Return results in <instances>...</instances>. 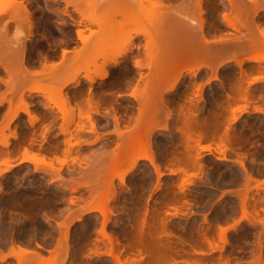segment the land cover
<instances>
[{
	"label": "rangeland",
	"instance_id": "1",
	"mask_svg": "<svg viewBox=\"0 0 264 264\" xmlns=\"http://www.w3.org/2000/svg\"><path fill=\"white\" fill-rule=\"evenodd\" d=\"M14 1L17 4L9 5L6 12L0 14V66L1 64L6 65L7 62L10 64L12 59L10 60L11 55L9 54L16 55L22 47L26 50L29 44L34 42L31 39L33 35L32 18L22 2ZM53 1L58 2V0ZM115 1L117 2V0H66L62 10L58 5L57 17L53 18L61 25V16L68 14L69 7L73 9L77 16L74 18L75 29L83 30L84 36H87L90 31L96 34L92 35L94 39L91 40L93 42L91 46L93 48L87 46L88 56L90 49L100 52L108 46V43L116 40L114 37L109 42L106 40V47L100 40L97 41V36L104 35L106 29H109L108 32L111 30L114 35L132 34L138 30L148 32L151 28L153 31L155 25L153 21L157 16L160 19L162 29L160 31L162 32L170 21L175 20L174 18L178 21L182 19L181 23L183 22L184 27L188 24L184 23V20L186 22L192 20L194 26H191L194 32L199 31V24L197 25L199 15L195 0H162L164 4L162 3L158 10L154 7V0H124L133 6L123 9L117 7L120 11L115 9L117 6ZM205 2L208 3V13L213 14L212 18L209 17L212 23L211 32L208 31L210 40L228 43L235 37H242L243 34L233 31L220 19L222 14L228 13L229 10L225 0ZM89 4H94V6L98 4V6L93 7L92 5L90 7L93 8L90 9ZM102 4H108V7L111 4L110 7L112 5L115 7L110 10L111 12L108 11L110 13L104 14L99 9ZM13 9H17V13L10 17L9 13ZM117 11L122 13L118 14ZM259 15V21L263 22L264 12H259ZM92 17L94 22H97H90ZM26 18L28 20L24 23ZM112 19L115 20L114 24ZM107 21L110 22L108 25L110 27L105 28ZM117 21L118 23L126 21L121 30L119 29L120 31L117 28L114 29ZM12 24L14 28L11 31ZM23 25L27 28L26 37L21 30ZM162 26L163 28L165 26L164 30ZM112 29L115 31L113 32ZM66 30V28H58L59 33L56 35L57 38H61L58 42L63 48L69 45L63 37ZM140 36L144 38L142 52L145 53L146 39L142 35L134 37L135 48L133 49L141 50L137 40ZM47 41L50 42V40ZM77 42L80 47L74 51L79 49L80 52H85L86 50L82 49L86 46L84 47L78 39L74 45H77ZM34 47H36L35 43ZM103 47L104 49L101 50ZM119 49L120 46L115 43L108 51L114 54ZM213 50H215L213 55L216 57L211 61L212 66L215 67L219 63L232 59L264 54V48L259 47L228 48L221 51L215 48ZM142 52L133 57L134 59H129L132 61L128 60L123 63L118 70L108 67L106 77L101 80L96 79L91 84V94L94 91L104 90L110 95L120 94V97L114 101V111L105 113L102 107L106 97L109 98L106 96L108 94L104 96L93 94L100 100L102 98V107L98 108L97 114L91 115L100 138L93 142L96 134L88 133L91 128L86 122L84 129L87 132L82 136L84 141H81L79 146L71 147L68 152L63 151L64 135L60 134L63 120L55 110L45 109L49 104L44 99V92L31 91L32 93L40 92V96L25 94L26 99L29 102L32 101L31 103L37 108L36 111L51 122L45 125L48 130H40L44 128L43 126L33 128L36 138L32 146L35 148L32 147L34 149H29L26 154L44 157V162H51L52 167L43 163L33 165L24 162V151L22 152L23 157L19 159L20 152L17 150H14L17 152L13 154L6 153L11 149L5 148L6 152L0 150V256H6L0 264H17L16 259L11 256V252L16 247H22L30 252L24 258L25 263L23 264H35V261H46L48 258L54 259L58 264H127V261L128 264L129 261L133 262L130 264H264V115L254 111V106H260L264 101L263 80L258 79L248 86L243 84L252 96V102L245 103L239 100L233 105L224 106V104V108L221 107V109L216 107L217 103L224 101L219 82L217 80L204 82L210 77L209 71L206 69L196 71L198 74L195 79L188 75L184 76L181 80L179 94L167 96V101L171 104H169L170 109L173 108L172 110L175 111L178 103L189 107L188 98H190L193 104L191 107L195 106L196 109H193L197 110V120L205 115L208 116L209 111H215L218 114L219 128L213 130L214 132L204 133L206 134L204 139L197 144L190 142L187 145L185 144L186 134L176 131L173 121L163 124L162 111L159 126L151 136L156 163L160 166L159 180L149 162L139 160L133 171L125 176V184H121L117 177L112 180L110 194L114 193L115 199L107 203L104 216L99 211L82 213L87 207L98 206L102 202L97 197H89L88 189L84 186L88 180L80 176L86 171L89 172L90 168L93 170L100 168L106 159L116 153L115 124L113 122L114 125H108L106 121L108 118H112L113 121L115 114L114 116L119 118L120 130L126 131L132 125L131 120L137 111L133 107L136 108L137 103L129 94L136 83L140 85L138 79L147 75L146 69H138L132 65L136 59L142 60L141 63H143L144 53ZM7 53L10 57L6 55ZM87 54L85 53L84 56ZM84 56L76 60L78 66L74 70L71 69V62L66 60V62L69 61L66 63L67 66L65 65L68 71L65 73L64 69L61 82L76 75L75 70L79 67L76 80L81 84L80 89L86 94L89 84L83 80V76L91 74L96 65L105 61L106 55L104 54L102 58L98 56L99 58L97 57L96 61L91 62L88 67L83 65L88 62L87 60H91L90 56ZM3 66L0 67V78L6 79L7 74L3 72ZM242 68L247 72V81L259 77L264 78V61L262 60H245ZM221 73L223 79L227 77L226 79L234 82L238 77L239 68L231 64ZM125 78L130 80L131 84L118 86L119 80ZM2 82L6 81L0 82V93L6 90V83ZM56 82L53 84L46 82L43 86L42 84L39 86L57 85L59 81ZM111 83L112 85L116 83V85L112 86ZM30 85L32 84H28ZM126 92L128 95H123ZM62 93L73 95L75 91L66 85ZM12 107L13 111L15 106ZM237 108H244L245 112L239 113L236 110L231 112ZM7 110L8 107L5 108L4 104L0 105V125ZM19 113L21 114L18 112L10 123L9 129L5 130L4 136L1 135L8 141L12 139L14 129L21 132V139L32 132V128L22 116H19ZM232 116L235 120L231 119ZM44 123H47L46 120ZM75 126V122L70 123L67 126L68 132H74ZM223 127H226V130ZM40 131L43 135L39 133ZM49 140L52 143H61L57 152L51 154L48 151L45 152L44 148ZM198 145L209 147L210 151H202ZM172 152H175L174 156ZM182 153L188 156L186 162L177 160ZM163 154L165 156L170 154L171 160L165 162ZM7 165L11 168L3 172L2 170L6 169ZM176 168L183 169L185 174H167L169 169ZM124 169L123 166L120 171ZM59 182L68 187L78 186L79 188L74 192L60 189ZM182 183L186 184L182 185ZM79 217L81 221L77 222L76 219ZM138 232L141 234L137 235ZM136 235L140 242L135 240ZM133 239L136 242H131ZM67 253L69 257L65 255Z\"/></svg>",
	"mask_w": 264,
	"mask_h": 264
},
{
	"label": "bare ground",
	"instance_id": "2",
	"mask_svg": "<svg viewBox=\"0 0 264 264\" xmlns=\"http://www.w3.org/2000/svg\"><path fill=\"white\" fill-rule=\"evenodd\" d=\"M0 1H1L0 14L6 12V8L9 5L14 4L16 2L14 0H0ZM195 1H196L195 5H196L198 15H199L198 16L199 22L197 23V25L199 24L198 33L194 32L193 27L191 26L194 23L192 20H190L189 22H186V20H184L185 21L184 23H188L184 27V24H182L183 22L181 23V21H183L181 18H180L181 21L180 20L178 21L177 18H174L175 20L170 21L168 23L166 29H165V26H164V28L162 26L163 30L165 29L162 32V31H160V29H161L160 28L161 27L160 19L157 16L154 18L155 20L153 21L155 25L153 26V28H154L153 31L151 28L152 32L151 31L147 32V31H139L138 30V31L132 32V34H130V33H128L126 35L125 34L124 35L115 34L116 35L115 36L111 32V30H110V32H108L109 29L108 30L106 29L107 34L105 33L104 35L97 36V38H96L97 41L100 40L101 43H104L103 46L105 45L106 40H108V42H109L112 40L113 37L116 40L108 43V46L107 45L104 46V47L107 46L106 51H105L106 48L104 49V47L101 48V50L102 49H104V50H102L100 52H98L96 49H94L93 51H92V49H90L91 52H90L89 56H90L91 60H87L88 62H86V63L84 62L85 63L83 65L84 67H88L91 64V62H94V60L98 56L101 58L104 56V54L106 56L104 58L105 61L96 65L91 74L83 76V80L89 84V86L87 87V91H86L87 93L86 94H84L85 91L83 93V91L80 89L81 84L78 82V80H76V78H77L76 75L79 71L78 70L79 67L77 68V70H75L76 75L75 74H74V76L72 75L71 78L68 79L67 81H64L62 83L60 81V79H61V76L63 74L64 69H65V73H66V71H68L67 70L68 67L66 68L67 62H69V61L71 62V65H72L71 69L74 70L75 67L78 66V63L76 60L77 59L80 60L82 58V56L85 55V53L89 54V52L87 51L88 47L90 46V48H93L92 47L93 46L92 41L94 38L92 37V35H96L95 33L93 34V31L92 32L90 31V33H88L87 36H84L83 30H76L77 39L83 44L84 47L86 46L85 48L82 49L83 51H84V49L85 50L87 49L85 52H83L84 54L82 53V51L80 52V50L78 49L79 51L73 50V52H71V54H70V57H66L68 54L67 53L68 51H66V49L65 50L62 49V52H61L62 53L61 54L62 59L58 62V64L57 63L56 64L51 63L48 65H45L44 66L45 68L39 72L30 71L24 65V58H25L24 57L25 56L24 47H22V49H20V51H17L16 55L15 54L14 55L9 54V55H11V57L8 55V53L6 54L10 57V60L12 59V61H13V62L11 61L12 64H11V62H10V64L13 66H17V67H12L8 62L6 63V65L1 64V66L4 65L2 68H3V72H5L7 74L6 75L7 80L0 78L1 81H3V80L6 81V82H2V83H6V86L4 85L6 87L5 88L6 90L4 92L0 93V105L6 103L8 106V110L6 111L3 122L0 125V136L1 135L4 136L5 130L9 129L10 123L16 117L18 112L25 114L27 116V119H28V126L30 128H32V132L29 131L31 133H29V134L26 133L27 135L25 136L26 139L24 138L25 139V141H24V139H21V135H20L21 132L19 133V131L17 132V129L16 130L14 129L13 133L11 135V138L13 139V141H16V143H15L16 145H14L13 150H18L19 148H21L25 152L24 153L25 156L23 159L24 162L31 163L33 165H36L37 163H43L49 167H52L51 162H47V163L44 162V160H45L44 157H38L36 155L28 156L26 154L29 149L33 150L35 148V146H32V144L36 138L34 135L35 134L34 130H33V128L36 127L35 124H39L40 127L43 126L44 128H41L40 130L45 131L44 129L48 130V128H45L46 127L45 125H47L51 122H48L49 120L47 121V119L45 118V116L43 114H39L36 111L37 108H35L34 104L31 103L32 101L29 102L26 99L25 94H27V93L30 94L31 91H42V92H44V96H45L44 99H46L48 104H49V105L47 104L48 106H46V107H45L46 104L44 105L45 109L47 108L50 111L55 110L58 114L61 115V119L64 122L62 121L63 125L61 126L60 134L64 135V137H63L64 138L63 139V144H64L63 151L64 152H68L69 149L75 145L79 146L80 142L84 141L82 136L84 135L85 132H87L84 129V126H85L84 123H86V122L89 123L90 128H91L88 133L96 134L95 139L93 140V142H95L100 137L98 136L97 128H96V125L94 124V122L92 121L91 115L97 114L98 108L102 107L101 106L102 105V103H101L102 98L100 100V98L98 96L94 97V95H93L94 93L91 94L90 86L92 83L95 82L96 79L101 80V79H104L106 77V75H107L106 71H107L108 67H112V68L118 70L121 68V65H123V63H125L129 59L133 58V56L128 55V54L132 51L133 48H135V45L133 44V39L135 36L142 35L146 39L145 53L142 52V53H144L143 63H141L142 60L140 61L138 59H136L133 62L134 67H136L138 69H143V68L146 69L147 75H145L146 77L145 76L143 77L139 73L142 76V78L138 79V80H140V83L138 82V84H140V85H137V83H136V85L132 89L131 93L129 94V96L131 98H133V100L137 103V107H136L137 111L131 120L132 125L131 126L129 125L130 127L128 126L129 128L126 131L120 130L119 120H118L119 118L117 116H114L115 114L113 115V122L115 124V125L114 124L113 125L115 127L114 131H115V136H116V153H114L110 158L106 159L100 168L94 169V170L92 168H90L89 172L86 171L87 173L84 172L80 176V178L83 177L86 180H88L85 182L84 186L87 187V189H88L89 197L90 198L97 197L99 200H101L102 204L98 205V206H94V207H92V206L87 207L86 209H84V211L82 213L88 214V213H91L94 211H99L100 214L104 216L107 203L113 202L115 199L114 193L110 194V191L112 189V180L114 179V177L115 178L117 177L121 184H125L124 183L125 176L128 173L133 171V169L135 168V166L139 160L148 161L150 166L154 169V171L157 174V180H159V177L161 176L160 166L156 163V155L154 153L151 136L154 133V131L157 129V127L159 126L158 123L161 119L160 115L162 114V111L164 114L163 115V121H164L163 124H165L169 121H173L174 126H175L174 129L180 133L186 134L185 144H187V145L190 142H195L197 144L202 139H204V137L206 135L204 133H206L207 131L211 132V131L219 128L218 126L220 124L218 122V120H219L218 114L215 111H209L207 113L208 116L205 115L200 120H197V115H196L197 110L195 111V109H196L195 106L191 107V105L193 106V104L191 103L192 101L190 98H188V103L190 104L189 107H187V106L185 107L184 105H180L178 103L175 111L172 110L173 108L170 109L171 106H169L170 103H168L169 101H167V96H176L179 94V89L181 86V80H182V78H184V76L188 75V76L193 77L195 79L197 77V74H198V73H196V71L199 72V71H202L203 69H206L207 71H209L210 77L206 78L207 80L204 82L208 83L211 80H217L219 82V84H220L219 87L224 94V96H223L224 101L216 104V107H220V108L221 107L224 108V106H228L229 104L233 105L234 103L238 102L239 100H241L245 103L252 102V100H253L252 96H250L249 93L247 92L246 86L253 83L254 81H257L258 79L264 81V78H262V77L252 79L251 81H247L246 80L247 72H246V70H244L242 68V63L245 60H247V61H260V60L264 61V54L259 53V54L250 55V56L245 57V58L232 59V60H229L228 62H225V63H219L216 67L212 66L213 63L211 61V59L216 57L213 55L214 54L213 52L215 51L213 49H215V48L217 49V51L218 50H220V51L226 50L228 48H234V49H244V48H254V47L264 48V20L262 22V21H259V19H258L260 17L259 12H261V11L264 12V1L263 0H225L228 4L229 10L227 8L228 13L226 12V13L222 14V18H220V19H222L223 23H225L233 31H236L238 33L243 34L242 37H238V38L235 37V39L232 40L231 42L227 41L228 43H226V42L224 43V42H220V41L218 42V41L210 40L208 38V34H209L208 31L211 30V24H212L210 22L211 19L209 17H211V15H213V14L210 15L208 13V8H207L208 3L205 2L207 0H195ZM117 2H119V1L117 0ZM125 2H122L124 6L127 5ZM162 3H163L162 0H154V7L158 10V8H160L162 6ZM15 4H17V3H15ZM92 5H93V7H95L96 5L98 6V4H96L95 6H94V4H92ZM92 5L89 4V7ZM110 5H109V7H110ZM93 7H90V9ZM109 7H107V9H109ZM111 7L109 10H107V12L110 11L111 9H113L115 7V5L114 6L112 5ZM116 7L119 8V6H116ZM118 8H117V10H119ZM157 10H156V12H157ZM16 11H17V9L11 10L9 13V16L12 17L13 14L16 15V13H17ZM91 11H93V10H91ZM119 11H117L118 14H121L122 12L119 13ZM210 11H212V10H210ZM110 12H108V13H110ZM176 19H177V21H176ZM111 21H113V19ZM114 21H113V24L115 23ZM90 22L95 23L97 21L94 22V19L92 17ZM118 22L119 21H117V23L115 24L117 26L114 27V29L117 28L118 30L119 29L121 30L122 25L126 24V23H124L126 21H122L120 23H118ZM109 23L110 22L106 23L105 28L109 25ZM129 23H130V21H129ZM129 23H127V24H129ZM101 25H103V24H101ZM108 27H110V26H108ZM112 31L114 32L115 30L112 29ZM91 37H92V39H91ZM115 43L118 44V46H120V49L118 51H115L114 54L113 53L110 54L109 49ZM108 47H109V49H108ZM94 51H95V53H94ZM88 54L84 57H87ZM135 56L136 55H134V57ZM12 57H15L14 58L15 60ZM67 58L69 61L66 62ZM129 61H132V60H129ZM45 62H46V60H45ZM64 62H66V63L63 64ZM230 62H232V63H230ZM231 64H235L239 68L238 77L236 78V80L234 82L226 79L227 77H225L224 79L221 77L222 76L221 72L223 70H225L226 68H228ZM63 65H64V67H63ZM195 67H196V69H195ZM140 75H139V77H140ZM119 77H117V78H119ZM141 79H142V81H141ZM44 80L45 81H51V82L52 81L56 82L58 80L59 83L61 82L62 84L61 83L59 84L57 81L56 83H58L59 85L58 84L52 85V86L49 85V86H44V87H40V88H38V86H34V85L28 86V84L35 83L38 81H44ZM116 80H114V81L112 80V81L115 82ZM119 82H120V84H119ZM119 82L117 85L121 86V87H122V85L131 84V81L126 80V78L119 80ZM141 82H142V84H141ZM244 83L246 84V86L243 85ZM194 84H195V82H194ZM66 85H69V87L75 91V93L73 95H70V94L68 95L67 93H62V89ZM111 85H112V83H111ZM113 85H116V83ZM202 85H203V83H202ZM126 87H124V88H126ZM199 87L201 88L202 86H199ZM26 91H28V92H26ZM82 94H84V95H82ZM106 96H109V98L106 97L107 99L106 100L104 99L105 102H103L104 106L102 107V109L105 111V113H109L110 111H114V108H115L113 106L114 101L117 97H120V94H111L110 95V93H109ZM179 96H181V95H179ZM27 98H29V97H27ZM179 102H180V100H179ZM12 106H15L13 111L11 110L13 108ZM193 108H195V109H193ZM235 110L238 111L239 113L245 112L244 108L243 109H240V108L233 109V110H231V112H234ZM254 111L264 115V101L261 103L260 106H254ZM47 115H48V113H47ZM75 119H77V120H75ZM231 119L235 120L234 116H232ZM45 120L47 123H44ZM73 122L76 123L75 131L74 132H68L67 126ZM127 122H125V123L127 124ZM129 123H130V120H129ZM224 129L226 130V127ZM224 129H223V131L225 132ZM39 133H41V131ZM8 134H9V132H8ZM3 136L1 137L2 139L0 140V146L1 147H9L10 142L7 140V138H5ZM39 136H41V135H39ZM41 138H43V140L45 139L44 136H42ZM194 139H196V140H194ZM71 140H72V142H71ZM191 140H194V141H191ZM59 144H61V143H59ZM59 144L56 142L52 143V142H50V140L47 141V145L45 146L46 148H44V149H46L45 152L48 151V152H50V154L52 152L53 153L57 152L56 150H59ZM37 146H38V144H37ZM32 147H34V148H32ZM42 148H43V146H42ZM199 149L202 151L203 150L210 151V148L205 147V146H201V147L199 146ZM10 152H13V151H10ZM10 152H7V153H10ZM37 152H39V151H37ZM45 152H44V154H45ZM170 154H168L169 156L168 155L165 156L163 154L165 162L170 161L171 157L175 155V152H172L173 155L171 157H170ZM187 157L188 156H186L185 154L182 153V155H180L177 160L180 162H186ZM221 158H223V157H221ZM60 164H62V162ZM123 166L125 167V169L123 171H120V168ZM5 168L6 169L2 170L3 172L8 171L11 168V166L7 165ZM176 173L185 174L183 169H181V168L169 169L167 174L168 175H175ZM183 181H185V180H183ZM183 181H181V182H183ZM181 182L179 183V185L181 184ZM185 182L187 183V181H185ZM186 183H182V185H184ZM58 187L60 189H64V190L68 189L71 192H74L79 188L78 186L77 187L76 186L68 187L62 182L58 183ZM157 187H159V186H157ZM242 203H245V202H242ZM242 206H244V205L242 204ZM84 214H82V215H84ZM80 217L77 219L75 218L77 222L81 221ZM141 222H139V223H141ZM56 225L58 226L59 223ZM137 225L142 226V223L140 225L137 223ZM138 231H140V229H138ZM136 234L138 235L141 233L138 232ZM137 235L135 236V238L137 237ZM139 237H140V235H139ZM65 238H67V237L65 236ZM129 239H132V238H129ZM135 240L140 242V240H138V237ZM135 240L133 239V240H131V242L135 241ZM129 241L130 240H128V242ZM134 243H132V244H134ZM28 254H30V252L28 250L23 249L22 247H16V249H14V251L11 252V256H13L16 259L17 264H23L24 258ZM65 255L67 257H69L68 253ZM1 256H0V261H3L6 256H4V255H1ZM130 263H133V262L129 261V264ZM35 264H58V263L54 259L48 258V259H46V261L45 260L35 261ZM127 264H128V261H127Z\"/></svg>",
	"mask_w": 264,
	"mask_h": 264
},
{
	"label": "flooded vegetation",
	"instance_id": "3",
	"mask_svg": "<svg viewBox=\"0 0 264 264\" xmlns=\"http://www.w3.org/2000/svg\"><path fill=\"white\" fill-rule=\"evenodd\" d=\"M19 2H22V5L26 8L25 10L32 18V36L37 37L38 39L35 43L36 47L32 49L29 60L33 64H38L41 60L45 61L49 54L55 53L56 50L53 48L54 43L60 42L59 40L61 38L56 37L59 33L57 26L60 23L57 20H54L53 17H57L56 12L58 5L60 6L62 0H58L56 3L53 0H19ZM26 20H28V18L25 19L24 23ZM69 20L70 22L67 24V30L65 32L66 34H63L65 35L63 37L65 38L66 43L69 44L68 46H74L77 41L75 19L69 17ZM47 40H50V42ZM94 94L106 95L107 93L104 90H100L94 91ZM133 109L136 108L133 107ZM122 115L125 116L124 114ZM106 123L108 125H113L112 118H108Z\"/></svg>",
	"mask_w": 264,
	"mask_h": 264
},
{
	"label": "crops",
	"instance_id": "4",
	"mask_svg": "<svg viewBox=\"0 0 264 264\" xmlns=\"http://www.w3.org/2000/svg\"><path fill=\"white\" fill-rule=\"evenodd\" d=\"M65 1L66 0H62V3L60 4V7L63 9L64 7H65ZM122 2H125L124 0H120L119 2H116V5L118 6L119 5V7L121 8V9H123V8H125V7H128V5L129 6H133L132 4H130L129 2H125L127 5L126 6H124L123 5V3ZM121 3V4H120ZM124 3V4H125ZM107 7H108V4H102V5H100L99 6V9H100V11H102V13L104 12V14L107 12ZM115 9H117V7L115 8ZM69 17H73V18H76L77 16H76V13H74V11H73V9L71 8V7H69V11H68V15L66 14V15H63V16H61V18H62V24L60 25H58L57 26V28H66L67 29V24L70 22V20H69ZM13 28H14V25L12 24L11 25V31L13 30ZM26 26L24 27V25H23V27H21V30H22V33L24 34V37H26ZM31 39L34 41V42H32V44H29V46L27 47V49L25 50V58H24V65L30 70V71H37V72H39V71H42V69H44L45 67V65H48V64H51V63H57L58 64V62L62 59L61 58V52H62V49H66V51H68L67 53V56L66 57H70V54H71V52H73V50L74 49H77V48H79L80 47V44H78V42H77V45H74V46H66V47H62L59 43H57V42H55L54 43V46H53V48L56 50V52L55 53H51V54H49V56H47V60H46V62L44 63V61H40L38 64H33V63H31L30 62V60H29V58H30V56H31V52H32V49H34V43H36V41H37V37H31ZM137 40H138V45H140L141 46V50L139 49V48H137V49H133L130 53H129V55H131V56H133L134 57V55H137L139 52H142V45H143V43H144V38L143 37H138L137 38ZM138 47V46H137ZM68 59V58H67ZM15 60V59H14ZM26 61V62H25ZM16 62V61H15ZM66 62H64L63 64H65ZM65 75V74H64ZM62 78L63 77H61V79H60V81H62ZM46 82H49V83H54L53 81L51 82V81H38V82H35V83H31L32 85H34V86H38V87H40L39 85H41L42 84V86L44 85V83H46ZM31 85V86H32ZM29 93H27L26 95H28ZM128 94V92H126L125 94H123V95H127ZM28 96H40V92H30V94L28 95ZM3 105V104H2ZM4 105H5V108L6 107H8L7 106V104L6 103H4ZM19 116H22L24 119H25V122L26 123H28V119H27V116L26 115H24V114H20L19 113ZM35 126H38V127H40L38 124H35ZM0 139H1V136H0ZM9 142H10V146L9 147H1L0 146V150H3V151H5L6 152V149H11V151H13L12 153H9V154H13L14 152H17V151H19L20 152V156H19V159L21 158V157H23V150L21 149V148H19L17 151H14L13 150V147H14V145H16L15 143H16V141H13L12 139H10L9 140ZM12 147V148H11ZM6 148V149H5ZM7 153V152H6ZM18 159V160H19Z\"/></svg>",
	"mask_w": 264,
	"mask_h": 264
}]
</instances>
